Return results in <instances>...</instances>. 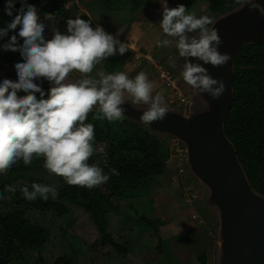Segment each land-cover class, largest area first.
<instances>
[{"label": "clouds", "instance_id": "1", "mask_svg": "<svg viewBox=\"0 0 264 264\" xmlns=\"http://www.w3.org/2000/svg\"><path fill=\"white\" fill-rule=\"evenodd\" d=\"M16 0H7L5 12L13 16ZM240 3L241 0H236ZM250 10L264 15V6L257 0H244ZM162 19L159 27L169 37L176 38V48L186 62L180 73L183 80L200 93H207L214 100L225 92L223 80L213 78L204 65L222 67L231 56L221 53L222 41L218 30L209 27L214 22L208 15L197 17L188 12L183 4L174 8L167 0L161 3ZM16 15L0 28V38L18 29L7 43L0 45L5 51L20 52L22 62L14 65L17 80L4 79L0 82V173L9 170L22 160L31 164L33 157H43V167L50 173L62 177L70 186L93 188L106 183L109 176L104 174L89 159L94 153L95 128L86 123L89 113L98 109L94 119L108 121L124 117L125 95L135 104L148 105L140 120L150 125L163 121L167 115L163 90L153 95V84L144 72L129 78L125 72L106 73L101 70L93 75L101 61L117 53L123 55L128 45L107 33L102 26H91V21L76 17L67 20V33H61L54 26L51 39L45 38V23L37 8L21 0ZM45 20L54 22L56 15L45 13ZM158 47H167L171 41L157 40ZM189 58H193L190 60ZM196 61V62H193ZM202 62V63H200ZM175 67V63L172 64ZM73 72L80 78L69 82ZM47 80L52 86L47 98L41 86L34 81ZM18 91L27 93L17 95ZM35 93L40 94L38 99ZM113 174H118L115 169ZM6 192H15L8 185ZM23 196L44 200L51 194L58 196L57 187L39 183L20 189ZM7 197L0 196V199Z\"/></svg>", "mask_w": 264, "mask_h": 264}, {"label": "rangeland", "instance_id": "2", "mask_svg": "<svg viewBox=\"0 0 264 264\" xmlns=\"http://www.w3.org/2000/svg\"><path fill=\"white\" fill-rule=\"evenodd\" d=\"M61 1L64 10L62 22H58L57 18L54 22L45 20L47 12L40 15L46 25V39L52 38L53 26L61 33H67V20L80 17L91 21L93 28L99 24L107 33L128 45L123 55L117 53L97 64L93 75L103 70L106 73L125 72L129 78H133L139 72H144L153 84V95L163 90L167 109H174L183 115H194L204 108L205 103L196 89L180 75L186 58L179 55L176 38L167 36L159 27L163 0H125L122 7L119 5L115 10L110 9L103 14L99 7L89 4V0ZM132 6L134 9L130 12ZM188 12L195 13L197 17L208 15L213 22L221 16L211 12L205 0H194ZM3 27L5 25L0 21V28ZM164 39L170 40V45L158 47L157 40ZM5 40V37L0 38V45ZM17 62H22V57L7 54L0 47V82L4 79L17 80L14 68ZM173 62L175 67L172 66ZM163 74L171 75L179 92L192 97L194 105L187 107L178 102H169L170 99L175 101L176 89L166 84ZM78 78L80 74L73 72L68 80L74 82ZM34 82L42 89L52 86L47 80ZM125 102L139 108L148 107L143 103H133L127 94ZM156 133L166 141L170 153L165 160L164 175L156 179L150 193L143 196L145 193L139 192L137 197L130 199L129 209L124 199L110 193L102 184L88 188L95 198L103 197L108 201L111 211L105 215V226L125 253L114 250L106 243L87 212L70 205L67 206V214L57 220H52L48 215H37L48 225V240L39 254L38 251L28 250L26 264H51L62 254L67 257L66 264H200L198 255L201 250L206 255V264H220L219 217L216 207L208 201L209 190L191 172L186 157L177 155L175 143H183L173 136ZM95 156L94 164L103 172L106 167L118 166L132 158L131 153L114 151L104 143L96 144ZM32 162L44 164V159L34 156ZM46 174L49 186L64 180L48 170ZM119 174L122 175V172L119 171ZM9 205L8 196L2 202V210L5 211ZM140 214H145L148 220L160 219L163 222L141 236L138 233L141 221L137 218ZM207 215L210 218H206ZM188 233L191 236L186 238ZM157 236L163 239L162 244H158Z\"/></svg>", "mask_w": 264, "mask_h": 264}, {"label": "trees", "instance_id": "3", "mask_svg": "<svg viewBox=\"0 0 264 264\" xmlns=\"http://www.w3.org/2000/svg\"><path fill=\"white\" fill-rule=\"evenodd\" d=\"M176 1L185 5L188 11L194 4V0ZM6 2L7 0H0V21L5 27L17 14L16 9L21 7V0H16L13 16L10 17L5 12ZM124 2L125 0H89V4L99 7L102 14L110 9L115 10L119 5L122 7ZM205 2L211 12L224 14L238 7L243 0L240 3L236 0H205ZM27 3L34 5L39 15L45 12L52 13L56 15L58 22H62L64 10L61 0H27ZM133 9L132 6L130 12ZM14 34L18 37V29L8 33L5 43ZM18 42L23 43L19 37ZM5 53L21 57L18 51H5ZM233 73V99L224 121V132L235 147L249 183L255 191L264 195V42L242 46L233 59ZM43 90L46 99L49 89ZM26 94L17 93L19 96ZM35 95L40 98L39 93ZM97 111L98 109L94 108L86 120V123H92L95 128L94 153L89 163L95 162V147L98 143L107 144L114 151L132 154L129 161L115 167L104 168V174L109 176V180L102 184L110 193L124 199L130 209V199L137 197L139 192L145 193L143 196L150 193L156 179L164 175L165 160L170 153L169 146L156 132L138 121L126 116L111 122L107 119H94ZM112 169L118 174H113ZM46 173L47 169L42 163L31 162L25 165L22 160L6 172L0 173V196H9L10 200V205L3 211L2 202L5 199H0V264H26L28 250L38 251L39 254L48 240L46 229L48 225L37 215H48L52 220H57L67 214V206L70 205L87 212L106 243L124 254L125 251L116 244L105 226V215L111 211L108 201L103 197L95 198L88 188L70 186L62 180L54 184L58 191L55 199L51 194H48L47 200L38 196L35 200L29 201L23 196L20 189L24 186L31 191L33 183L48 185ZM8 185L15 187L16 191L6 192L5 187ZM205 217L210 218L208 215ZM137 218L141 221L138 224L140 225L138 233L141 236L163 222L160 219L148 220L145 214H140ZM188 236L190 237L191 234L188 233L186 238ZM157 241L158 244L163 243L161 236H157ZM180 241L186 244L182 239ZM198 261L200 264H206L204 250L200 251ZM66 263L67 257L62 254L51 264Z\"/></svg>", "mask_w": 264, "mask_h": 264}, {"label": "water", "instance_id": "4", "mask_svg": "<svg viewBox=\"0 0 264 264\" xmlns=\"http://www.w3.org/2000/svg\"><path fill=\"white\" fill-rule=\"evenodd\" d=\"M257 2L264 6V0ZM167 3L170 8L178 5L176 0ZM210 27L218 30L222 41L219 51L231 56L222 67L204 65L213 78L224 81L223 95L214 100L196 89L205 103L203 109L194 115L167 109L163 121L150 125L140 120L147 107L125 102L124 116L184 144L191 172L208 188V201L218 211L220 264H264V195L249 183L235 147L224 132L233 99V59L245 44L264 42V15L250 10L243 1L237 8L221 14Z\"/></svg>", "mask_w": 264, "mask_h": 264}, {"label": "built area", "instance_id": "5", "mask_svg": "<svg viewBox=\"0 0 264 264\" xmlns=\"http://www.w3.org/2000/svg\"><path fill=\"white\" fill-rule=\"evenodd\" d=\"M163 76L166 79V84L171 89H176V92H175L176 99H175V101H173V99H170L169 102H172V103L173 102H178L179 104L184 105V106H187V107H191L192 105H194L195 100L192 97L185 96L181 92H179V89L173 83L174 80L172 79L171 75L166 76L165 74H163ZM175 151L177 152V155L185 156L186 157V150H185V147H184L183 144H179V142H176L175 143Z\"/></svg>", "mask_w": 264, "mask_h": 264}]
</instances>
